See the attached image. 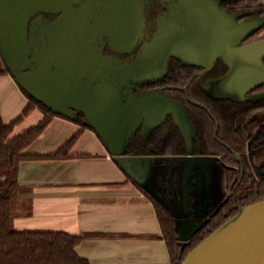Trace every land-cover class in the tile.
Here are the masks:
<instances>
[{
    "label": "water",
    "instance_id": "95a60500",
    "mask_svg": "<svg viewBox=\"0 0 264 264\" xmlns=\"http://www.w3.org/2000/svg\"><path fill=\"white\" fill-rule=\"evenodd\" d=\"M159 2L168 13L156 33L134 58L120 60L105 49L129 54L137 47L144 29L142 0H0V57L19 88L51 112L69 119L82 113L113 161L165 204L146 169L155 160L183 164L181 202L187 211L189 180L203 175L208 186L217 158L193 154L195 133L181 104L156 89L141 96L134 91L164 77L171 56L206 67L222 56L229 69L211 83L217 97L264 99V92L247 95L264 84V37L241 45L264 25V18L238 21L244 13L227 12L219 0ZM167 116L179 128L187 155L127 153L139 128L146 139ZM133 171H143L147 181L135 179ZM196 202L192 208L205 205L204 198ZM193 217L203 219H184L180 225L176 217L182 244L207 221L206 215ZM180 264H264V199L240 205Z\"/></svg>",
    "mask_w": 264,
    "mask_h": 264
},
{
    "label": "trees",
    "instance_id": "16d2710c",
    "mask_svg": "<svg viewBox=\"0 0 264 264\" xmlns=\"http://www.w3.org/2000/svg\"><path fill=\"white\" fill-rule=\"evenodd\" d=\"M219 1L229 12H243L241 17L243 19L264 18V4L258 0ZM262 61L264 63V55ZM227 66L218 59L213 62L210 70L194 74V70L187 63L170 60L164 77L148 83L162 85L164 87L162 94L181 104L196 133L193 154L216 157L223 164L226 179L224 200L209 211L207 221L182 244L178 239L182 234V228L178 226L171 208L123 171L153 204L161 237L167 246L170 264H180L188 251L222 222L233 216L240 205L264 199V164L259 171H255L247 156L248 151L264 146V99L237 100L212 96L208 90L209 84L224 75ZM0 74H9L1 57ZM21 91L28 99L21 114L9 123H4L0 117V264H89L87 259L75 251L81 240L80 236L60 230H17L13 226L19 190L17 181L19 163L30 159L68 158L71 156L68 152L79 134L85 128L91 129L82 113H76L73 119L55 114L22 89ZM260 91H264V85L248 94ZM35 107L42 112V118L36 124L11 136L13 126ZM53 116L67 118L79 125V129L53 153H25V148L41 134ZM150 146L153 149H150ZM127 153L174 157L187 155V149L178 128L168 117L152 129L146 139L140 130H137L130 138ZM164 161L174 162L169 159ZM190 209L188 196L187 219H191ZM202 219L195 221L200 222Z\"/></svg>",
    "mask_w": 264,
    "mask_h": 264
},
{
    "label": "crops",
    "instance_id": "0c3cea01",
    "mask_svg": "<svg viewBox=\"0 0 264 264\" xmlns=\"http://www.w3.org/2000/svg\"><path fill=\"white\" fill-rule=\"evenodd\" d=\"M264 4V0H258ZM28 102L9 74H0V117L9 123ZM42 112L35 107L16 123L11 136L36 124ZM73 121L53 116L41 134L25 148L29 154L55 152L77 130ZM64 159H30L19 163L13 226L17 230H60L78 235L77 254L89 264H170L153 204L113 161L92 129L85 128ZM252 160L264 161V147L252 152ZM184 165L152 161L147 177L173 202H181ZM217 168V169H216ZM213 180L206 186L199 178L192 204L203 192L216 206L225 191V175L211 164ZM201 189V190H200ZM192 195V194H191ZM199 196V197H197Z\"/></svg>",
    "mask_w": 264,
    "mask_h": 264
},
{
    "label": "flooded vegetation",
    "instance_id": "af4514ba",
    "mask_svg": "<svg viewBox=\"0 0 264 264\" xmlns=\"http://www.w3.org/2000/svg\"><path fill=\"white\" fill-rule=\"evenodd\" d=\"M143 1V18H144V29H143V37L141 38V39H139V41H138V44H137V47L131 52V53H115V52H112V51H110V50H108V49H105V54L106 55H109V56H111V57H115V58H118V59H120V60H130V59H132V58H134L136 55H137V53H138V50L140 49V47L141 46H143L144 44H146V43H148L150 40H151V38L153 37V35L156 33V31H157V28L159 27V21L162 19V18H164L166 15H167V13H168V10H167V7L166 6H163V5H161L160 4V2H159V0H142ZM219 5H220V7L221 8H223L224 10H226L227 12H229L227 9H225L224 7H222L221 6V4H220V2H219ZM243 18H238L237 20L238 21H240V20H242ZM244 19H246V18H244ZM261 28H263V27H261ZM260 28V29H261ZM259 30V29H258ZM258 30L254 33V34H252L251 36H249L248 38H246L243 42H241V45H243V44H246V43H251V42H253V41H255V40H258V39H260V38H263L264 37V35H262V36H258L257 35V32H258ZM218 59H221L222 61H223V63L225 64V65H228L224 60H223V58H222V56H216L212 61H211V63L208 65V67H206V66H204L202 63H188V62H185V61H183V60H181L180 58H177V57H173V56H171V57H169V59H168V62H167V65H168V63H169V61L170 60H179L181 63H187L188 65H190L191 67H192V69L194 70V74H201V73H204V72H206V71H208V70H210L211 69V67H212V65H213V62L215 61V60H218ZM228 67V66H227ZM228 69H229V67H228ZM228 69H227V71H228ZM226 71V72H227ZM223 76V75H222ZM220 78V77H219ZM217 80V79H216ZM214 82V81H213ZM212 83V82H211ZM211 83L209 84V87L211 86ZM264 85V84H263ZM260 86H262V85H260ZM209 87H208V89H209ZM259 87V86H258ZM163 86L162 85H148V84H145V85H142V86H138L137 87V89L138 90H135L134 91V93L136 94V95H138V96H141V95H143V91H145V90H151V89H156V91H157V93H162V91H163ZM257 88V87H256ZM255 89V88H254ZM184 91H185V88H184ZM252 91V90H251ZM251 91H249V92H251ZM248 92V93H249ZM260 92H264V91H260ZM260 92H256V93H260ZM247 93V95H253V94H248ZM256 93H254V94H256ZM145 94V93H144ZM244 100H246V99H244ZM185 110V109H184ZM186 112V111H185ZM187 114V113H186ZM168 117H170V116H167V117H165V119L162 121V123L168 118ZM188 117V116H187ZM171 118V117H170ZM172 119V118H171ZM173 121V120H172ZM174 123V122H173ZM191 124V123H190ZM176 126V125H175ZM192 126V125H191ZM177 127V126H176ZM178 128V127H177ZM138 130H140V132H141V129L139 128ZM178 130H179V128H178ZM137 132V131H136ZM135 132V133H136ZM179 132H180V130H179ZM194 133H195V130H194ZM150 134V133H149ZM148 134V135H149ZM180 134H181V132H180ZM142 135V134H141ZM182 135V134H181ZM148 137V136H147ZM146 137V138H147ZM183 137V136H182ZM184 139V138H183ZM194 141H196V133H195V138L193 139V141H192V150L194 149V147H193V143H194ZM185 142V141H184ZM185 146H186V144H185ZM262 147H264V146H261V147H259V148H256V149H253V150H250V151H248L247 152V156H248V158H249V161H250V163L252 164V166H253V168H254V170L255 171H259V169H260V167H261V165L262 164H264V161L263 162H261V164L259 165V167H257L254 163H253V160H252V158H251V155H252V152L253 151H255V150H257V149H260V148H262ZM152 149H153V147H152ZM186 149H187V146H186ZM223 171H224V168H223ZM224 175H225V172H224ZM201 177L203 176V175H200ZM191 183H190V185L192 186V189H194V187H195V184H197V182L198 181H196L195 180V178H194V176H192L191 177V179L189 180ZM211 179H210V183H211ZM187 191H188V196H189V199H190V203L192 204V201H193V196L191 195V193L189 192V182H188V184H187ZM225 195H226V179H225V191H224V193H223V197L221 198V200L219 201V203L216 205V206H218L223 200H224V198H225ZM216 206H214V207H216ZM214 207H212L211 209H213ZM210 209V210H211ZM209 210V211H210ZM187 212V214H188V211H186ZM209 213V212H208ZM207 213V214H208ZM190 214H191V218H193V219H196L197 220V218H195V217H193V208H192V206H191V209H190ZM207 214H206V216H207Z\"/></svg>",
    "mask_w": 264,
    "mask_h": 264
},
{
    "label": "rangeland",
    "instance_id": "374dc122",
    "mask_svg": "<svg viewBox=\"0 0 264 264\" xmlns=\"http://www.w3.org/2000/svg\"><path fill=\"white\" fill-rule=\"evenodd\" d=\"M257 35L258 36H262V35H264V27L263 28H261V29H259L258 30V32H257ZM209 93L212 95V96H219V93L213 88V86H210L209 87ZM163 163H164V165H166V174L165 175H169V173H170V169H171V166L172 165H174V164H176L177 162H171V161H168V162H166V161H162ZM261 162L262 161H260L259 159H254L253 160V163L257 166V167H259V165L261 164ZM214 163H217L218 164V167L220 168V169H223V164H222V162L221 161H214ZM217 169V168H216ZM132 174H133V176L135 177V179H137L138 181H140V182H145V181H147L146 180V177H145V175L146 174H144V172L143 171H133L132 172ZM212 176H213V174L211 175V180H213V178H212ZM190 181H189V192L192 194V196H193V193H192V186L190 185ZM156 190H158V189H156ZM160 192H162V194H163V197L167 200V204L168 205H170V208H171V210L173 211V214L178 218V222H179V224L180 225H182V221L185 219H187V218H185L186 216H187V212H186V210H185V208H184V205H183V203L182 202H173L170 198H169V196L167 195V194H164V192H163V190H160ZM201 195H203V192H200V198H199V201L201 202V203H203V198H202V196ZM214 201L212 200V198H209V195H208V203H207V205H204V206H202V207H198V208H193V215L194 216H202V217H204L208 212H209V210L213 207V205H214V203H213ZM203 205V204H202ZM194 206H195V201H194Z\"/></svg>",
    "mask_w": 264,
    "mask_h": 264
}]
</instances>
